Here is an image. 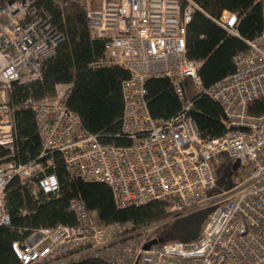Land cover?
Returning a JSON list of instances; mask_svg holds the SVG:
<instances>
[{
	"label": "built area",
	"instance_id": "2783aa9c",
	"mask_svg": "<svg viewBox=\"0 0 264 264\" xmlns=\"http://www.w3.org/2000/svg\"><path fill=\"white\" fill-rule=\"evenodd\" d=\"M37 1L14 0L0 8V227L11 224L4 194L13 179L31 186L35 199L58 195V178L48 172L55 167L56 154L73 178L107 185L118 209L162 202L170 213L212 212L196 241L162 242L145 250L161 240L151 228L104 225L81 201H74V225L35 229L12 244L19 262L264 264V114L250 113L252 104L264 101V31L255 40H243L248 50L234 57V74L206 90L201 62L187 57V26L200 10L193 0H102L99 8L87 7L93 37L104 42L113 63L130 72L122 86L126 143H104L84 130L79 115L68 108L72 86L56 84L53 96L26 101L42 150L36 160L22 164L16 157L14 88L42 81L45 63L63 41L50 15L37 10ZM214 22L241 38L235 14L224 11ZM151 79L172 83L181 101L177 116L159 120L150 115ZM186 79L222 107L223 136L201 137L191 114L193 102L183 89ZM226 159L240 166L237 183L215 194L216 172Z\"/></svg>",
	"mask_w": 264,
	"mask_h": 264
},
{
	"label": "trees",
	"instance_id": "16d2710c",
	"mask_svg": "<svg viewBox=\"0 0 264 264\" xmlns=\"http://www.w3.org/2000/svg\"><path fill=\"white\" fill-rule=\"evenodd\" d=\"M14 0H0V8ZM200 10L192 14L187 26V57L201 62L199 75L204 89H210L235 72L234 57L246 52L243 40H255L264 31V0H193ZM102 0H38L36 8L51 17L53 26L63 35L56 56L45 63L43 80L28 86H16L12 95L15 105V130L18 135L16 157L22 164L36 160L42 150L35 115L26 104L28 99L42 100L55 93L56 84H69L72 93L68 108L77 113L84 130L98 135L104 143L125 144L122 132L124 115L123 83L130 78L124 66L113 63L104 42L93 37L89 29L87 7L99 8ZM227 11L237 16L236 29L241 38L226 33L214 20ZM184 92L193 102L191 114L201 137L207 140L226 132V116L222 107L205 94L195 91L191 79L183 82ZM147 107L154 119L168 120L180 112L181 101L167 79H151L147 84ZM254 116L264 114V101L250 107ZM55 167L48 172L58 178L57 196L40 199L32 196V188L19 178L13 179L4 194L10 226L0 227V264H21L12 244L35 229H53L74 225L70 211L74 201H81L100 223L130 224L134 230L151 228L163 242L191 243L198 239L211 208L188 209L183 214L170 213L162 202L118 209L111 189L100 183L73 178L59 155ZM240 166L226 159L217 169L216 188L219 194L235 187ZM74 264H108L90 259Z\"/></svg>",
	"mask_w": 264,
	"mask_h": 264
},
{
	"label": "water",
	"instance_id": "95a60500",
	"mask_svg": "<svg viewBox=\"0 0 264 264\" xmlns=\"http://www.w3.org/2000/svg\"><path fill=\"white\" fill-rule=\"evenodd\" d=\"M162 242H163L162 240H160V241H153V242L147 244V245L144 247V249H145V250H149V248H150L152 245H154V244H158V243H162Z\"/></svg>",
	"mask_w": 264,
	"mask_h": 264
}]
</instances>
